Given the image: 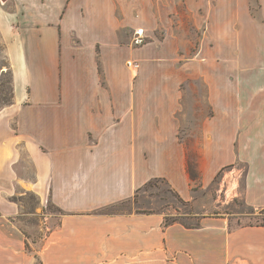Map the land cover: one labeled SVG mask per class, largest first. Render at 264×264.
Segmentation results:
<instances>
[{
	"label": "crops",
	"instance_id": "1",
	"mask_svg": "<svg viewBox=\"0 0 264 264\" xmlns=\"http://www.w3.org/2000/svg\"><path fill=\"white\" fill-rule=\"evenodd\" d=\"M185 4L204 31L189 58L169 30L171 9L146 0H0L12 91L0 108V264H264V226L232 229L220 214L187 227L165 225L163 213H100L156 179L195 203L181 137L193 80L204 89L199 189L242 165L244 203L264 208V21L245 20L239 0ZM136 28L153 41L131 49ZM238 31L247 44L233 40ZM26 193L60 212L38 246L17 221Z\"/></svg>",
	"mask_w": 264,
	"mask_h": 264
},
{
	"label": "rangeland",
	"instance_id": "2",
	"mask_svg": "<svg viewBox=\"0 0 264 264\" xmlns=\"http://www.w3.org/2000/svg\"><path fill=\"white\" fill-rule=\"evenodd\" d=\"M147 7L153 10L162 8L169 12V30L178 39V51L185 58L192 57L199 48L200 41L203 38L204 31L199 25H193L191 18L187 14L185 0H146ZM264 0H239V6L243 10L242 17L247 20L250 17L259 22L264 21V16L260 14V7ZM202 9V7H201ZM245 9V11H244ZM200 11V10H199ZM248 22V21H247ZM167 29L162 25L154 29L157 39H162ZM241 35H240V34ZM148 34V33H147ZM233 40H237L238 36L245 44L249 42V38L244 31L233 32ZM150 36L147 44L153 39ZM146 44V45H147ZM135 49L138 47H130ZM131 60L139 62L134 58ZM141 64V63H140ZM2 71V72H1ZM2 73V74H1ZM0 97H9L10 93V73L7 71V62L3 53V47L0 45ZM135 76V72H132ZM137 74V73H136ZM185 104L188 113V123L181 130V137L187 148V161L191 171L197 174L192 183L193 196L195 203H186L175 194L168 184L160 179L152 180L148 185L142 188L135 195L134 200L129 203L119 204L111 208L101 210L100 213H114L120 211H137L146 213H163L167 216L164 223L168 224L179 222L187 227H194L199 224L201 214L208 216H217L229 218V225L232 229L243 226H259L264 225V208L253 209L246 205L240 195L242 188V178L244 169L242 165H238L236 169H242L236 174L234 168H226L220 172L214 179L208 189H199V173L197 171V139L199 137V121L201 118V103L203 102L204 89L201 82L193 80L189 85L184 86ZM17 201L21 205V214L17 221L23 232L38 246L40 239L49 230L57 227L59 223L60 212L51 204L39 208L37 198L32 193H26L18 196ZM50 216V218H49ZM45 218H49L45 220ZM37 264H39L37 262Z\"/></svg>",
	"mask_w": 264,
	"mask_h": 264
},
{
	"label": "built area",
	"instance_id": "3",
	"mask_svg": "<svg viewBox=\"0 0 264 264\" xmlns=\"http://www.w3.org/2000/svg\"><path fill=\"white\" fill-rule=\"evenodd\" d=\"M147 43V37L145 30L143 28H136L131 34V46L141 47ZM126 66L131 72H137L139 69V64L134 60H127Z\"/></svg>",
	"mask_w": 264,
	"mask_h": 264
},
{
	"label": "trees",
	"instance_id": "4",
	"mask_svg": "<svg viewBox=\"0 0 264 264\" xmlns=\"http://www.w3.org/2000/svg\"><path fill=\"white\" fill-rule=\"evenodd\" d=\"M11 95H12V91H11V75H10V93H9V97H6V96H1L0 97V108L4 107L6 105H9L12 102V96ZM187 173H188L191 181L194 182V179L197 177V174L194 171H191V168L189 167L188 161H187ZM148 184H146V185H148ZM165 225H168V223L165 222ZM259 226H264V225H259Z\"/></svg>",
	"mask_w": 264,
	"mask_h": 264
}]
</instances>
